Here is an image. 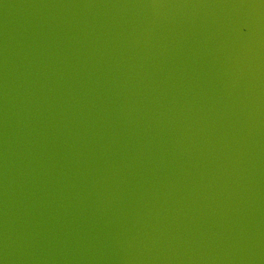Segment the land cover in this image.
Wrapping results in <instances>:
<instances>
[{
    "label": "water",
    "instance_id": "water-1",
    "mask_svg": "<svg viewBox=\"0 0 264 264\" xmlns=\"http://www.w3.org/2000/svg\"><path fill=\"white\" fill-rule=\"evenodd\" d=\"M0 264H264V0H0Z\"/></svg>",
    "mask_w": 264,
    "mask_h": 264
}]
</instances>
